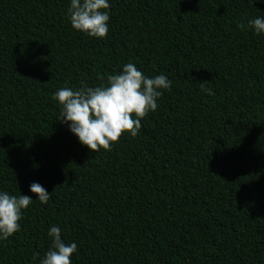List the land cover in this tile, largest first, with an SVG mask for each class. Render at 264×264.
Returning a JSON list of instances; mask_svg holds the SVG:
<instances>
[{"label": "trees", "instance_id": "trees-1", "mask_svg": "<svg viewBox=\"0 0 264 264\" xmlns=\"http://www.w3.org/2000/svg\"><path fill=\"white\" fill-rule=\"evenodd\" d=\"M108 2L97 39L70 0H0V191L33 200L0 264H40L52 226L72 264H264V34L238 27L264 0ZM129 62L171 89L136 137L93 153L52 96Z\"/></svg>", "mask_w": 264, "mask_h": 264}, {"label": "clouds", "instance_id": "clouds-1", "mask_svg": "<svg viewBox=\"0 0 264 264\" xmlns=\"http://www.w3.org/2000/svg\"><path fill=\"white\" fill-rule=\"evenodd\" d=\"M109 8L108 0H70L68 14L72 28L93 38H106ZM238 27L252 28L256 35L264 34V17L250 19L247 25L238 24ZM99 79L104 81L105 77ZM206 84L199 83L201 90L214 95ZM171 86L172 81L165 75L148 78L129 62L120 74L108 75L106 83L96 87L81 84L76 90L63 87L53 94L52 99L59 102L60 123L69 125L80 144L97 153L101 149L110 151L125 133L136 137L141 120L149 112L156 111L162 90H170ZM30 191L42 204L48 203L51 195L39 183L31 184ZM32 201L27 195L16 196L0 191V241L8 240L21 230L22 210L27 209ZM48 236L52 243L40 264H72L70 258L77 252V244H65L57 226L50 228Z\"/></svg>", "mask_w": 264, "mask_h": 264}]
</instances>
